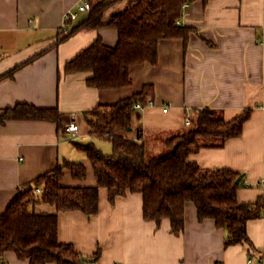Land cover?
Segmentation results:
<instances>
[{
    "label": "crops",
    "instance_id": "0c3cea01",
    "mask_svg": "<svg viewBox=\"0 0 264 264\" xmlns=\"http://www.w3.org/2000/svg\"><path fill=\"white\" fill-rule=\"evenodd\" d=\"M136 1L119 0L104 20ZM78 2L0 0V76L19 66L12 76L0 78V114L17 103L59 112L58 123L9 119L0 125V213L25 184L65 160L82 162L86 176L76 180L65 170L63 185H96L89 160L74 146L79 139L86 140L79 142L84 144L98 138L89 133L85 113L147 87L144 100L151 97L154 105L133 108L125 135H140L151 155L164 150L165 138L187 128V112L194 117L207 106L230 120L250 109L239 136L221 147H202L188 159L204 169L225 167L241 173L239 202L261 199V215L246 223L251 245L224 246L225 230L212 219L199 221L192 203L185 206L183 229L174 234L168 219L158 226L143 219L140 193L117 196L110 203L103 187L96 213L58 212V241L72 244L83 257L93 256L96 264H247L248 258L251 264H264V0L187 3L179 17L180 25L192 28L186 41L161 39L156 63L130 66L131 84L111 90L88 86L90 72L64 71L66 62L98 36L107 45L117 41L116 31L105 27L80 30L55 45L62 36L64 11ZM73 112L80 134L71 139L63 128ZM1 261L29 264L10 252Z\"/></svg>",
    "mask_w": 264,
    "mask_h": 264
},
{
    "label": "trees",
    "instance_id": "16d2710c",
    "mask_svg": "<svg viewBox=\"0 0 264 264\" xmlns=\"http://www.w3.org/2000/svg\"><path fill=\"white\" fill-rule=\"evenodd\" d=\"M118 1L89 0V9L55 43L84 29L106 27L116 31L114 45L105 44L98 36L64 65L67 73L90 72L86 84L99 90L128 86L131 84L130 66L156 63L161 39L180 37L186 41L192 30L177 24L176 20L183 4L193 0H137L104 20L106 11ZM18 67L0 78L12 76ZM147 89L144 87L112 104H99L85 113L89 133L109 141L112 146L111 153L105 154L92 142H74L89 160L96 185H63L65 170L76 180L86 176L82 162L65 160L17 192L0 213V263L8 252L29 264H84L94 260L93 256L83 257L72 244L58 241L57 216L58 212L74 210L88 216L96 213L98 190L102 187L107 189L110 203L117 196L140 193L143 219L154 221L156 226L168 219L174 234L183 229L185 206L192 203L199 221L212 219L215 226L225 230L224 246L251 245L246 223L261 215V199L253 203L239 202L236 192L242 186L241 173L225 167L204 169L188 159L202 147H221L226 140L239 136L250 109H244L230 120H225L210 107L197 109L195 116H190L191 125L165 138L164 150L151 155L140 135L136 139L125 135L133 103H143L149 93ZM9 119L58 123L59 112L53 107L17 103L1 112L0 125ZM238 177L241 179L236 182ZM35 188L41 191L35 192ZM36 203H47L54 211L35 212L29 207Z\"/></svg>",
    "mask_w": 264,
    "mask_h": 264
},
{
    "label": "built area",
    "instance_id": "2783aa9c",
    "mask_svg": "<svg viewBox=\"0 0 264 264\" xmlns=\"http://www.w3.org/2000/svg\"><path fill=\"white\" fill-rule=\"evenodd\" d=\"M186 6L187 4H183L182 10ZM89 7H90L89 0H79V2L75 5L73 9H67L66 11H64L63 16H62L63 22H62L59 32L62 35H66L68 31L70 30L72 23L78 19L80 14L85 13L89 9ZM176 23L179 24V19L176 20ZM152 105H154V100L151 97H148L144 100L143 103L138 102V101L134 102L133 108L141 109L143 107L152 106ZM166 110H167V107H164L163 111H166ZM184 124L186 127H189L191 125V118H190L189 112H187L184 117ZM63 131L67 138L74 139L77 136H79L80 131H79V124L77 121L76 113L74 112L70 113L68 117V121L63 128ZM40 191H41L40 188H35V192H40ZM251 263H252V259L248 258L247 264H251ZM0 264H4V263H0ZM84 264H96V261L90 260ZM260 264H263V263H260Z\"/></svg>",
    "mask_w": 264,
    "mask_h": 264
},
{
    "label": "rangeland",
    "instance_id": "374dc122",
    "mask_svg": "<svg viewBox=\"0 0 264 264\" xmlns=\"http://www.w3.org/2000/svg\"><path fill=\"white\" fill-rule=\"evenodd\" d=\"M90 140V139H89ZM86 140L79 139L76 142H85ZM88 142V141H87ZM91 142L94 143V145L102 150L103 153L109 154L112 151V146L109 141L101 139V138H92ZM81 153V152H80ZM31 210H34L35 212H50L53 209V206L47 204V203H40L34 204L29 207ZM53 211V210H52Z\"/></svg>",
    "mask_w": 264,
    "mask_h": 264
},
{
    "label": "water",
    "instance_id": "95a60500",
    "mask_svg": "<svg viewBox=\"0 0 264 264\" xmlns=\"http://www.w3.org/2000/svg\"><path fill=\"white\" fill-rule=\"evenodd\" d=\"M240 179H241V177H238V178L236 179V182H239V181H240ZM83 260H84V261H87V259H86V258H84Z\"/></svg>",
    "mask_w": 264,
    "mask_h": 264
}]
</instances>
